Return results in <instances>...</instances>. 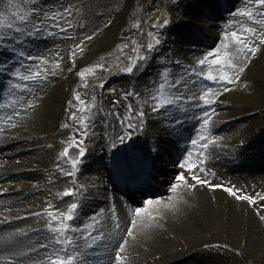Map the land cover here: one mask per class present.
Instances as JSON below:
<instances>
[{"label": "bare ground", "instance_id": "bare-ground-1", "mask_svg": "<svg viewBox=\"0 0 264 264\" xmlns=\"http://www.w3.org/2000/svg\"><path fill=\"white\" fill-rule=\"evenodd\" d=\"M246 2L172 0L169 3L171 21L159 27L161 35L174 33L181 44L177 46L179 52H191L190 57L205 51L207 46H220L225 43L227 33L239 28L242 20L247 19L238 15V9ZM115 4L117 9L108 21ZM140 4L143 5L144 1L86 0L80 16L82 25L77 31L76 51L93 62L111 57L122 45L125 35L130 33ZM88 36L92 39L87 40ZM59 42V39L51 43L49 39L41 38L33 45L39 55L47 58L53 51L52 47L60 46ZM230 47L233 45L230 44ZM260 51L255 64L258 68L253 67L258 73L257 94L252 97L251 103H245L221 92L211 105L215 118L210 128L218 139L203 152V157L198 156L201 152L195 155L198 160L208 158L209 162L226 158V164L230 165L228 173L245 174L250 169H264V105L260 107L261 103L264 104V48ZM8 57L9 54L0 50L1 62ZM155 68L152 61L147 60L126 80L112 84L115 91H109L106 96L107 83L117 79V74L109 70L107 74L110 76L91 83V89L99 91L104 98L97 113H89L87 139L93 142L89 143L88 152L79 165L75 179L77 193L71 196L63 195L64 191L72 190L74 184L69 176L64 175L68 172V159L61 157L60 153L68 143L69 130L62 125L67 124L66 116L71 109L69 96L74 82L66 76L60 78L57 74H45L47 79L28 92L26 100L19 105L8 100L13 94L8 89L7 72L0 75V105H4L0 107V186L4 190L7 187L0 197V264H46L47 257L54 250L51 243L53 234L48 228V212H65L74 202L80 207L74 220L68 223L84 230V225L92 223V217H95L99 223L94 225L93 235L102 236L92 248H86L79 232L68 233L85 254L81 264H117L116 254L120 245L124 246L122 264H211L201 257L200 250L198 252L204 239L202 234L207 230L215 236L217 229H222L232 241L237 231H243V237L251 238L246 239L242 249L237 248L242 254L253 252L264 243L261 237L252 240L261 233L254 211L245 203L225 196L221 187H212L211 180L224 179L220 174L212 173L205 177L203 180H207L209 185L198 184L191 179L192 174H188L186 183L189 187L177 181L176 176L174 183L168 189L164 188L167 189L166 195L146 199L153 201L151 206L142 202V207L137 209L146 208L147 212L140 217L135 215L137 209H132L125 199L112 196L106 187L105 182L114 178L116 188L128 187L124 184L131 175L127 176L124 170L128 167L132 171L136 160L128 159L127 166L120 160L122 154L126 155L125 151L133 147L141 148V157L150 162L146 177H152L156 168L162 170L167 165H178L184 173L187 171L180 164L194 149L188 146V139L193 137L192 131L202 105L199 107L195 101L190 102L183 123L164 126L159 118L151 116L148 105L130 103V96H125L128 92L147 96L152 89L151 76ZM196 81L193 91L206 88L202 81ZM214 84L225 83L218 81ZM28 103L33 106L26 107ZM120 111H127L121 124L117 120ZM137 111L144 112L142 124ZM128 123L133 127L129 128ZM147 131L155 132L159 137L154 143L149 139L153 147L144 141L145 137L152 136ZM252 131L254 134L251 135ZM125 133V144L122 146L119 134ZM161 134H167V140L174 143L172 152L166 156L165 148L160 146L163 145ZM239 140H243L241 147ZM247 149L251 152L246 153ZM234 154L237 158L243 157V162L234 160ZM174 184L178 185L175 191ZM103 194H107L108 199L101 202L99 197ZM201 219L203 221L200 222ZM129 229L132 235H128ZM184 240L193 244L186 249L190 251L186 254H183L184 245H179L185 244ZM87 242L92 241L89 239ZM42 244L47 247L41 248Z\"/></svg>", "mask_w": 264, "mask_h": 264}, {"label": "rangeland", "instance_id": "rangeland-1", "mask_svg": "<svg viewBox=\"0 0 264 264\" xmlns=\"http://www.w3.org/2000/svg\"><path fill=\"white\" fill-rule=\"evenodd\" d=\"M86 0H35L34 6L33 3L27 2V0H0V13L7 18L8 22L14 23V26L24 27L21 25L15 17H12V12H18L19 14L23 15L26 12H33V15L30 17V22L27 25L28 30L32 29V26L36 24L38 21H42L45 27V31L40 33H36L32 36L28 35H21L20 33L15 32L13 29H8L6 27H0V37H3V40H0V50L5 52V54H9V57L6 58L3 62L0 61V68L3 70L0 71V75L8 74V82H9V92L13 95L8 97V100H13L15 103L21 105L22 102L26 100V96H28L27 90L21 89H13L11 88L12 83H20V84H27V87L31 90L35 86L38 85L41 80L36 81H28L23 82L19 81L12 75L16 69L20 70L22 75L29 74L30 71H41L42 75L50 74V76L57 74L60 78L62 76H66L69 80L74 82V89L72 94H70V112L67 119L68 125V135H67V142L69 143L70 140L75 139L77 141L78 146H74L69 149V156L67 157L68 160L79 158L80 163L84 159L87 154V149L90 142L92 140H88L89 137V113L95 115L97 113L98 106L101 105V100H103L102 94L99 91L91 89V83L96 82L99 78H105L110 76L107 72L112 70L113 73L117 74L118 78L113 79L107 83L105 88V96L109 91L114 92L115 89L112 88V84L118 83L119 81H124L129 77V73L123 71L124 68L130 63L131 60L136 58L137 52L133 51L134 48L139 49V54L141 55H148L149 61H152V64L156 66L153 70V75L151 76L152 79V89L151 92L147 94V96L142 97L141 94L136 95L133 93L130 96V103L136 102L138 105L142 106L145 103L146 99H148L149 95L152 94L160 82L159 73L164 70L165 67L171 69L173 77H178L180 74L184 73L185 70H191V67H196V61L198 59H202L204 56L208 55L209 52H214L220 46H207L205 47V51L200 53L194 54V56H189L192 53H180L179 48L177 46H181L180 42H177L176 35L174 33L168 34L166 36L161 35V31L159 27H154V25L162 24L165 19L169 22L171 21V6L169 3L172 0H143L144 4L138 6V15L133 22L132 28L130 29V33L125 35L123 39L122 45L119 47L115 53L107 58L102 59L96 62H93L85 57V54L77 52V34L78 28L82 25V21H80V16L83 13V8L85 7ZM241 1V0H240ZM247 1L246 4L238 9V12L244 11V9L250 10L253 13L252 19H243L241 26L239 28L233 29L232 31L241 32V28L243 27H250L254 28L256 31L255 33H242L246 38L249 46L255 47L257 49L256 53L253 55L251 53H246L245 56H241L240 60L236 61L237 64L246 65L245 72L240 73V78L238 80H234L233 83L230 84H214V81H205L202 77H195L193 76L192 79L199 80L204 83L207 87L213 89L216 95L212 96L211 98L214 100L216 97L221 95V92L229 94V96L234 99L235 101H242L251 103L252 97L257 94V82H258V73L256 70H253V67L258 68L255 64L256 61L259 59L261 55L260 48H264V45L260 43L261 39H264V24L255 23V21H264V7H261L255 3V0H244ZM69 9V12H64V9ZM116 4L114 5L113 11L110 13L108 17L111 19L113 14L116 10ZM47 13L49 16L53 15L54 13H60L61 15L58 17L56 21L45 20L44 16ZM70 13V14H69ZM59 24V27L55 25ZM71 25V27H69ZM63 28L65 31H61L60 29ZM52 32V35H48V32ZM231 31V32H232ZM153 33L158 39L161 40V44L157 45L155 50L148 54L145 52V48L148 43L153 42L152 38L148 35V33ZM231 32L227 33L229 35ZM41 38L49 39V41L58 40L60 46L58 48L52 47V53L49 54V57H44L43 55H39L37 53V48L34 49L35 42H40ZM16 39L20 40V43H16ZM68 42V43H67ZM231 44L230 40L225 41ZM232 45V44H231ZM14 49V51H13ZM58 49L60 51H58ZM88 51V50H87ZM87 51L85 53H87ZM229 51H234L233 47H229ZM19 52H23L24 56L18 55ZM75 53V55H73ZM31 56L32 59L28 57ZM46 60L47 64H41L40 59ZM261 58V57H260ZM209 60L214 59L213 56L208 57ZM183 61L179 65L175 63V61ZM163 61V63H161ZM144 64V62H140ZM59 67H56V65ZM13 67V68H7ZM93 68V74H85L83 78H81L78 73L83 71L85 68ZM197 70H201V68L197 67ZM210 70L209 65L202 66V71L207 72ZM211 70L214 74L218 72V68L215 66L211 67ZM231 76H235V72L233 70H228ZM47 79V77H46ZM229 89L225 91L224 89ZM199 92V91H197ZM132 93V92H131ZM79 95L81 100L84 101V107H86L85 112H80L79 109L82 107L79 101L75 99V96ZM187 95H191L187 94ZM23 97V99H22ZM263 102V100L261 101ZM148 108L150 109V114L154 118H159L163 125L168 126H175L177 124L183 123L185 113L189 110L190 102H182V106L186 109V111H180L175 106H170L167 110H161L158 113L152 112V109L149 104ZM202 105V109L200 111V119L197 120L195 128L192 131V139L197 138V134L201 129V125L203 123V114L205 111L209 113L210 116V123L207 128V132L205 133L208 136V139L216 141L218 138L216 137L215 132H212L210 125L211 122L215 118L214 110L212 109L211 105H205L202 101L199 102V107ZM264 105L261 103L260 107ZM127 111H120L118 123L124 122L125 115ZM75 114L77 116V120H72L70 117ZM84 117L85 124L87 125L86 128L82 127L79 124V118ZM179 119L180 123H176V120ZM211 130V131H210ZM87 132V135H84V132ZM122 131V130H121ZM124 132V131H122ZM121 132V133H122ZM251 135L254 134L253 131L250 132ZM160 134V133H159ZM121 135V134H119ZM160 137L164 143L174 145L173 142L167 140V134H161ZM191 137L188 139V146L193 147V156L192 159L196 161L198 167L194 169L200 179H204L208 175H213L212 173L220 174L219 176L224 178L221 180L213 179L210 181L212 183V187L215 188L216 186L221 187L225 196L229 198L235 199L233 196L229 195L227 192L224 191V188L231 187L234 190H238V195H247L250 196L252 199L256 200V204L252 205L249 204L247 201H241L245 203L247 207L251 208L254 211V214L259 220L260 223V235L256 236L252 240H257V238L261 237L262 241H264V220L261 219V216H264V200H261L260 197H264V169L260 170H252L248 171L245 174H238L236 172H230L228 166L226 164V158H222L220 161H210L208 158L204 159V163L200 164L199 160L195 157L198 152H204L206 149H202L198 146H193L191 144ZM240 141V140H239ZM241 140L238 142L240 147L243 145ZM235 142V141H234ZM67 146L65 148L68 147ZM124 142L121 143L124 146ZM163 146V145H162ZM79 147H83L85 149V153L83 157H78V149ZM166 147V146H165ZM136 152V156L141 153V150L136 148L130 149L125 151V154ZM172 152V150H170ZM251 152L249 149L246 150V153ZM236 157L234 160L238 159V162L242 163L243 157L237 158V155L234 154ZM68 163V162H67ZM77 165V171L74 175L69 176L71 179L73 186V193H77V189L75 188V179L76 175L79 171V165ZM261 164V163H260ZM221 166V168H220ZM68 172L72 171L71 164L68 163ZM199 168H203L204 171H199ZM218 168V169H217ZM155 175L150 177V179L145 180L146 182L142 184L143 181L139 182L136 181L133 185H130L124 190V194L118 192L114 188V183L112 181L105 182L106 186L109 188L112 196L116 197L117 199H125L126 202L131 206L132 209H137L142 207L144 201L146 199H156L159 196H164L167 193V187H170L174 183V178L177 175H185L188 176L189 173L183 172L182 169L178 168L175 165H167L166 168L160 170L158 168L155 169ZM1 185V184H0ZM164 188H167L164 190ZM7 187H5V190ZM3 187L0 186V197L3 196ZM2 191V193H1ZM105 199H108V195L104 194L103 196ZM236 200V199H235ZM240 201V200H239ZM225 202V200H224ZM203 221L202 219L200 222ZM201 225V223H200ZM208 231V230H207ZM205 231L203 235L202 246L199 247L198 252L200 250L201 257L203 259L209 261L211 264H264V243H261L257 250L253 252H246L245 254L240 253L237 248H243L245 245V241L249 236H245V233L241 230L237 231L236 235L234 236L235 239L233 241L230 239L228 233L224 232L222 229H217L216 235L212 236V233H208ZM244 233V234H243ZM233 237V238H234ZM184 253L190 252L186 250L188 247L191 248L193 246L192 242L188 240H184ZM240 242V243H239ZM263 244V246H262ZM182 255V253H181ZM184 257V256H180ZM155 264V263H154Z\"/></svg>", "mask_w": 264, "mask_h": 264}, {"label": "snow or ice", "instance_id": "snow-or-ice-1", "mask_svg": "<svg viewBox=\"0 0 264 264\" xmlns=\"http://www.w3.org/2000/svg\"><path fill=\"white\" fill-rule=\"evenodd\" d=\"M27 2L33 3L35 0H27ZM9 3H11V0H9ZM255 3L261 7H264V0H255ZM64 12H69V9L65 8ZM70 14V13H69ZM237 13H234L236 15ZM12 17H15L16 20L19 21L21 25H24V27L20 26H14V23L8 22L7 18L3 15V13H0V27H6L8 29H13L15 32L20 33L21 35H28L32 36L36 33H40L42 31H45V27L43 25L42 21H38L36 24L32 26L31 30H28L27 25L30 22V17L33 15V12H26L25 14L21 15L18 12H12ZM60 13H54L53 15L49 16L47 13H45L44 19L45 20H51L56 21L58 17L60 16ZM240 16L248 17L249 19H252V12L248 10L240 11L238 13ZM261 15H264V13H261ZM169 21L165 19L162 24L154 25V27H164L167 25ZM255 23L264 24V21H255ZM56 27H59V24L55 25ZM71 27V25H69ZM61 31H65V29L61 28ZM254 28L250 27H243L241 28V32L232 31L229 35L225 36V41L231 42V44L234 47V51H229L230 44L228 42L223 43L219 48H217L214 52H209L208 55L204 56L202 59H198L196 61V67H191V70H185L184 73L180 74L178 77H173L171 69L165 67L162 72H160L158 75L160 77V82L156 86L154 92L149 95L148 99L144 101L145 104H149L152 112L158 113L161 110H167L170 106H175L180 111H186V109L182 106V102H196V105L199 106V102H203L205 105H212L214 103L212 96L216 95L212 88H201L199 92L193 91V89L196 87L197 81L192 79L193 76L195 77H202L205 81H223L225 84L233 83L234 80H238L240 78L239 74L245 72L246 65L243 64H237L236 61L240 60L241 56H245L246 53L255 54L257 49L255 47L249 46V43L247 42L246 38L242 33H255ZM52 32H48V35H52ZM148 35L152 38L153 42H150L147 44L145 48V52L148 54H151L157 45L161 44V40L158 39L156 36L153 35V33L149 32ZM87 40H91L92 37L88 36L86 37ZM0 40H3V37H0ZM16 43H20L19 39H16ZM260 43L264 45V39L260 40ZM79 47V45H78ZM83 49H81L82 51ZM14 51V49H13ZM133 51L137 52L136 58L131 60L130 63L127 65L126 68L123 69V71L131 74L134 72V70H138L139 67H143V64L140 62H146L149 58L148 55H141L139 54V49L134 48ZM18 55L24 56L23 52H19ZM75 55V53H73ZM213 56L214 59L209 60L208 57ZM29 59H32L31 56L28 57ZM40 59V58H37ZM41 64H47L46 60L40 59ZM163 63V61H161ZM177 65L180 64V61H175ZM209 65L210 70L207 72L202 71V66ZM215 66L218 68V72L216 74L213 73L211 70V67ZM56 67H59L57 64ZM197 67L201 68V70H197ZM3 69L0 68V71ZM228 70H233L236 74L235 76H231L229 74ZM94 70L93 68H85L83 71L79 72L78 75L83 78L85 74H93ZM14 77H16L17 80L28 82V81H36V80H45L46 75H42L41 71H30L29 74L22 75L20 73L19 69H16L15 72L12 73ZM11 88L13 89H21V90H27L31 91L30 88L27 87V84H20V83H12ZM225 91H228L229 89L225 88ZM187 93H191V95H187ZM133 93L128 92L125 93V96H132ZM139 95V94H136ZM23 99V97H22ZM75 99L80 102L82 107L79 109L80 112H85L87 109L84 107V101L81 100V97L79 95L75 96ZM4 105H0V107H3ZM33 105L31 103H28L26 107H32ZM129 111H131V106H129ZM136 115L140 118L141 124L143 123V117L144 112L143 111H137ZM72 120H77V116L73 114L70 117ZM197 119H200V117H196ZM131 120V117L128 118ZM176 123H180L179 119L176 120ZM210 123V116L207 111L203 114V123L201 125V129L199 130L197 134L196 139L191 140V144L193 146H198L202 149H207L210 144H214V140L208 139V136L205 134L207 132L208 125ZM79 124L86 128L87 125L85 124L84 117L79 118ZM62 127L67 128L68 125H62ZM128 127L132 128L133 125L131 123H128ZM84 135H87V132H84ZM127 133L119 136L120 143H123L125 140V136ZM78 146L77 141L75 139H72L68 143V147L65 148L61 153L60 156L67 158L69 156V149ZM85 153V149L83 147H79L78 149V157H83ZM193 153L189 152L188 155L184 158L183 163L180 164L181 168H186L189 173H191V179L196 181L198 184L202 185H209V182L207 180L200 179L198 175H196V172L194 169L198 167L196 161L192 159ZM199 157H203V152L198 153ZM71 164L72 171L70 172H64V175L72 176L77 171V165L80 163L79 158H74L67 161ZM200 164L204 163V160L201 158L199 160ZM63 171V169H61ZM199 171L203 172V168H199ZM176 180L179 182H182L185 184L186 187H189L190 185H187L186 183V176L185 175H177ZM178 185H173V191L176 190ZM194 187V186H191ZM224 191L227 192L229 195L233 196L236 200L240 201H247L249 204L255 205L256 200L252 199L250 196L247 195H238L237 191L234 190L231 187L224 188ZM64 196H71L73 195L72 190H66L63 192ZM261 200H264V197H260ZM145 203L149 206L153 204V201L148 200L145 201ZM159 203V202H156ZM80 205L78 203H71L67 210L65 212H59L54 214L53 212H48V216L50 217L48 228L49 231L53 234L51 243L53 245V252L49 254L46 260V264H81L82 258L85 255L83 252L79 250V244L76 243L72 236H69L68 233H80V238L85 240V247L86 248H92L93 244H95L97 241L102 239V236L100 235H92L91 232H88V229H93L95 224H98L99 221L96 220L95 217H92V223H87L84 225V230H81L78 227H72L68 222L73 221L75 218V214L78 210ZM145 212H147V209H137L135 212V215L137 217L142 216ZM261 219L264 220V216H261ZM133 225H135L136 221H132ZM128 235H132L131 229H129ZM91 239V243H88L87 241ZM58 246V247H57ZM41 248H46L47 245H40ZM69 247L72 248V251L69 252ZM124 250V246L120 245V251L116 254V261L117 264H122L123 257L121 256V253Z\"/></svg>", "mask_w": 264, "mask_h": 264}]
</instances>
